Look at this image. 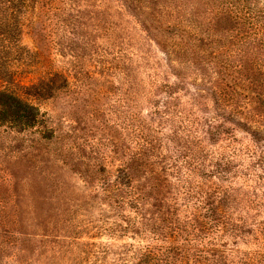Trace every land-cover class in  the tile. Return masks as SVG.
I'll list each match as a JSON object with an SVG mask.
<instances>
[{"label":"rangeland","instance_id":"obj_1","mask_svg":"<svg viewBox=\"0 0 264 264\" xmlns=\"http://www.w3.org/2000/svg\"><path fill=\"white\" fill-rule=\"evenodd\" d=\"M224 3L30 0L10 21L19 42L11 54L0 12V104L10 95L40 111L30 129L0 121V264H144L145 249L169 246L202 251L201 264H264V138L251 130L264 135V69L249 71L264 64V46L239 54L242 23L222 9L241 6ZM249 3L264 9V0ZM229 57L247 69L248 90L227 76ZM142 140L161 158L158 182L143 162L132 165ZM221 153L233 157L227 172L217 168ZM196 155L204 177L192 172ZM210 183L228 191L210 199L226 212L220 237L205 226L214 208L187 195ZM251 194L253 212L240 202ZM170 206L190 239L146 231Z\"/></svg>","mask_w":264,"mask_h":264},{"label":"trees","instance_id":"obj_2","mask_svg":"<svg viewBox=\"0 0 264 264\" xmlns=\"http://www.w3.org/2000/svg\"><path fill=\"white\" fill-rule=\"evenodd\" d=\"M29 1L30 0H0V12L2 13L1 21H3L2 27L4 28L3 38L5 41L3 49L4 51H6L7 54H11V52H9V48H11L12 46L19 45L18 38L16 39V37L12 35V31H11L12 26L10 21L13 20L15 16H17V14L23 11V8ZM215 1L219 3L221 2L222 5H225L224 2H229V1H236V3L240 4L241 7H236L233 9L232 7H230L229 11H227L223 7L222 10L225 14H229L231 19L240 21L242 23L243 28L240 30V32L243 31L242 32L243 35L239 39V43L241 44V46L238 47L234 45L235 47H237V51L239 52V54L243 55L244 53H247L250 56L255 55L256 54L255 51H257V47L264 46V21L260 23L259 20L257 19L258 17L264 19V9L253 7L252 4H250L249 2L255 3L256 5L262 0H215ZM258 28H260V30H258ZM261 30L262 32H260ZM12 39H15L16 41L10 43L11 45L9 47L8 42H11ZM231 39L233 38L231 37ZM231 39L230 37H227V44H231L230 43ZM231 62L232 61L230 60L229 57L227 63H225V71L230 72L232 69H234L233 71L234 73L231 74L228 73L227 76L231 78V80L234 82V85L236 87L242 90H248L247 86L243 84L245 82L250 81L249 76L248 75L245 76L242 72V70L245 69L244 66L236 65V63H231ZM193 64L196 63L194 62ZM252 65L253 68L251 67L249 71L253 70L254 73L260 74L264 69V64L261 62L255 61L252 62ZM234 74H237L239 78H237ZM221 75L223 76V73H221ZM242 79H245V81H243ZM225 90L228 91L231 90L233 96H237V97L242 96V94L238 92L236 89H234L233 86L230 84H227L225 86ZM4 97H7L8 100L0 104L1 122L9 123L13 127L20 126L25 130L33 128L35 125H38L40 111H38L36 107L30 105L27 102H24L23 100L15 96L7 95ZM223 98L224 97L222 92L216 93V101L220 110L224 108H228L224 104ZM244 98H246V96ZM229 106L231 107L232 110L230 115L232 117L236 116V114L238 113L237 110L234 109L231 105ZM251 130H252V136L255 139L261 140L264 138V135L262 134V130L259 129L258 127L252 128ZM211 134L216 137L221 136L222 134H225V130L220 129V130L212 131ZM142 143L144 144L140 145V143H135L136 145H138V147L136 148L137 150L132 165L134 162L137 161L143 162L144 167L146 169L145 172L152 179H154L155 182H158L161 170L157 164L161 163L160 161L161 158L155 155L156 148L149 142V140H142ZM232 154H234V152ZM219 157L221 161L217 163V168L218 169L220 168V170L223 171L225 170L227 172L228 171L227 168L230 167L231 163L233 162V157L228 154L225 155V153L224 154L221 153ZM229 157H231L230 160ZM203 161L204 159L202 156L194 157L192 160V166L193 164L197 163L195 167H199V170L196 168L198 171L194 170L192 172L196 174L197 173L202 174V177L207 175L205 172L206 166L203 163ZM129 179L131 182H133L132 174L129 177ZM156 184L157 183H154L151 186V188H156L157 187ZM132 189L134 190V188ZM133 190H132L133 194H137V195H134V203H132V205H134V207L137 209L139 218H142L141 215L143 209L140 205V201H143L144 199L140 197V193L139 194L137 193L138 190H134V191ZM227 192L228 191L222 189L221 187L215 186V184L210 183V184H205L203 186H198L195 192L192 191V193L187 194L190 198L191 197L196 199L201 198V201L198 200L200 204L206 203V205L210 206V208L211 206L214 208V209H209L212 215L211 223L210 224L208 223L207 225L205 224V226H208V228L211 229H213L212 227H214L215 229L214 231L218 232L219 237L228 231L225 229L226 215L225 216L223 215V213L226 212H223L221 208L215 207L216 203H210V199L215 196L218 197H220L221 195L224 196L226 195ZM208 202L210 204H207ZM240 202H241V206L244 209H247V211H252V212L257 211V208L260 206L259 205L260 200L257 195L255 196L251 194V198L245 197L241 199ZM168 209L170 210V212H167L166 217H164L165 214L162 213L163 218L156 220L157 227L149 228V230L146 228V231L149 232L150 230H153V232L150 231V233H153L154 237L163 239V241L169 240L170 238H172V236H174L175 238L176 237L181 238L183 237V235H185L186 238L190 239V235L187 230L182 229V226L179 223L178 224L172 223V221L168 218V215H170V213H172L173 211L175 212V208H171L170 206V208L168 207ZM168 209L164 208L163 212L165 213ZM174 212L173 214H171V216L174 215ZM249 221L250 223H252L254 221L253 217L252 218L250 217L248 219V222ZM238 227L241 228L240 224H238ZM192 251H193V246H192ZM192 251L191 250L188 251L185 249V247H181V246L180 247L169 246L167 249H164L163 252H158V251L155 252L154 248H147L145 249V252L141 254L142 258L140 262H143L144 264H183L185 259L191 258L189 262L186 264H201V260L205 259L202 257V255H200V252L202 251H195L197 252L196 255L193 254ZM209 263L218 264L219 261L218 259L213 258L209 260Z\"/></svg>","mask_w":264,"mask_h":264}]
</instances>
